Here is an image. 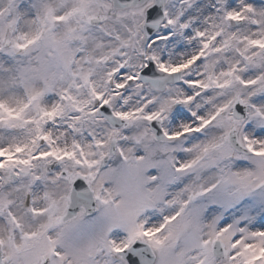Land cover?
Instances as JSON below:
<instances>
[{
	"label": "snow or ice",
	"instance_id": "obj_1",
	"mask_svg": "<svg viewBox=\"0 0 264 264\" xmlns=\"http://www.w3.org/2000/svg\"><path fill=\"white\" fill-rule=\"evenodd\" d=\"M0 264H264V0H0Z\"/></svg>",
	"mask_w": 264,
	"mask_h": 264
}]
</instances>
